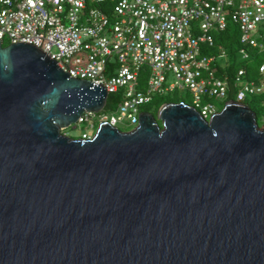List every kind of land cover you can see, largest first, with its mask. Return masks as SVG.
Here are the masks:
<instances>
[{"label": "water", "instance_id": "obj_1", "mask_svg": "<svg viewBox=\"0 0 264 264\" xmlns=\"http://www.w3.org/2000/svg\"><path fill=\"white\" fill-rule=\"evenodd\" d=\"M0 40V264H264V123L185 102L63 134L107 92Z\"/></svg>", "mask_w": 264, "mask_h": 264}, {"label": "built area", "instance_id": "obj_2", "mask_svg": "<svg viewBox=\"0 0 264 264\" xmlns=\"http://www.w3.org/2000/svg\"><path fill=\"white\" fill-rule=\"evenodd\" d=\"M106 2L111 13L101 7ZM229 21L239 28L241 58L249 59L250 51L264 53V0H0L3 45L34 44L69 77L101 84L107 98L118 97L115 110L106 100L100 111L85 109L72 125L94 129L101 122L134 129L143 106L176 87L191 93L189 105L205 120L222 108L212 99L245 103L264 92V58L260 81L244 68L230 81L215 71L227 57L224 48L216 56L201 53L202 44L214 45L212 31L225 30ZM144 65L150 72L141 85ZM167 71L174 74L173 83L166 84ZM79 138L91 136L83 132Z\"/></svg>", "mask_w": 264, "mask_h": 264}, {"label": "trees", "instance_id": "obj_3", "mask_svg": "<svg viewBox=\"0 0 264 264\" xmlns=\"http://www.w3.org/2000/svg\"><path fill=\"white\" fill-rule=\"evenodd\" d=\"M102 9L106 13H111V4L109 2L104 3L101 5ZM239 28L233 24L231 21L228 22L227 27L223 31L214 30L212 31V35L214 37V45L208 46L205 44L204 48L201 46V53L206 55H212L216 56L219 53V48L222 47L225 49L227 53L228 59H234L236 56H238L237 49L240 46L239 43ZM249 50V48H248ZM262 59L258 60L256 65L254 67H249L248 65H240L235 64L233 62L226 63V65L222 66L221 64H218L215 67L216 74L220 77L227 76L228 79L231 81V79L234 77L235 73L239 68H244L246 70L247 76L250 79H253L255 81L260 80V74L258 71V66ZM110 95H108L107 98V107L111 108L113 107V100L111 101L109 99ZM114 95V94H113ZM229 97L232 98V91L229 92ZM165 102H180L179 100H173L170 98L165 97H153L150 103L146 106H143V109L146 111H149L150 107H154V111L152 114L156 116L158 108L161 106V104ZM245 103L256 113V118L258 121V118L260 117V113L264 110V92L261 94L251 95L248 96L245 100ZM151 104V105H150ZM258 123V122H257ZM259 125V124H258ZM261 126V125H259Z\"/></svg>", "mask_w": 264, "mask_h": 264}, {"label": "rangeland", "instance_id": "obj_4", "mask_svg": "<svg viewBox=\"0 0 264 264\" xmlns=\"http://www.w3.org/2000/svg\"><path fill=\"white\" fill-rule=\"evenodd\" d=\"M67 24V21L65 22ZM7 42H4V45H6ZM205 44H202V48H204ZM264 58V53H260L258 51H250V58L249 59H243L241 58L240 55L236 56L234 59H228L227 57L223 58L222 60L220 59V64L224 65V63L226 62L227 64L230 62H233L235 64H240V65H248L250 68L254 67L257 63V61L260 59ZM150 72V69L148 66H142L141 70H140V78H141V85H143L144 80L146 79V77L148 76ZM143 79V80H142ZM175 81V76L171 71H167L166 72V84H170L173 83ZM258 81H260L258 79ZM165 97V98H170L173 100H179L180 102H185L186 104H191L192 100H193V96L191 95V93L183 86V88L180 87H176L174 90L172 91H167L164 94H155L154 97ZM109 99L112 101L113 100V106L112 109L115 110L116 108V104L118 103V97L114 94L110 95ZM219 108L222 107V105L224 104V102H222L221 100L218 99H212ZM148 105V104H147ZM151 105V104H150ZM146 106V105H144ZM150 112L154 111V107H150L149 109ZM258 124L262 125L264 123V110L260 113V117L258 118ZM130 127L128 126H124V125H120V129L124 130V131H128ZM96 128H91L89 125L86 124H82L80 127H73L70 126L66 129H64V133H67L68 136L73 137V138H79L81 136V134L83 132H87L89 133V135L92 137L93 134L95 133Z\"/></svg>", "mask_w": 264, "mask_h": 264}, {"label": "crops", "instance_id": "obj_5", "mask_svg": "<svg viewBox=\"0 0 264 264\" xmlns=\"http://www.w3.org/2000/svg\"><path fill=\"white\" fill-rule=\"evenodd\" d=\"M220 64V63H219ZM224 65H226V62L224 63ZM224 65H222V66H224Z\"/></svg>", "mask_w": 264, "mask_h": 264}]
</instances>
